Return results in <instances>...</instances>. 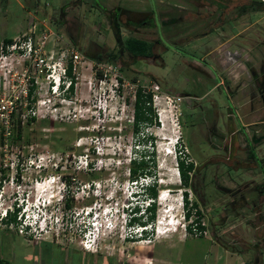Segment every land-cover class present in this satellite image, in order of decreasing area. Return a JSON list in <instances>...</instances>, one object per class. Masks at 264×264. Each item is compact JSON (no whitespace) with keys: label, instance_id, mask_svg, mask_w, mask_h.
<instances>
[{"label":"rangeland","instance_id":"374dc122","mask_svg":"<svg viewBox=\"0 0 264 264\" xmlns=\"http://www.w3.org/2000/svg\"><path fill=\"white\" fill-rule=\"evenodd\" d=\"M237 1L219 20L215 11L201 18L215 6L198 5L191 15L183 0H0V103L13 104L8 134L0 124V212L23 199L27 208L39 206L30 208L39 223L52 225L50 233L25 239L0 223L1 260L264 264V178L247 145L264 159V138L252 137L264 134V0ZM28 35L40 46L39 66L21 50ZM129 36L150 42L151 55L127 52ZM5 38L12 45L4 47ZM65 48L82 59L71 69L73 90L59 86L52 93L46 84L59 73ZM136 86L151 93L157 122L143 130L154 150L155 177L149 178L163 198H155V217L141 233L136 222L119 228L126 192L138 209L148 197L126 182L128 158L151 149L149 139L131 132ZM186 158L194 167L187 173L190 187L176 170L177 159ZM111 177L109 184L103 180ZM98 179V193L75 198ZM94 201L111 205L114 227L99 236L95 253H86L71 231L55 229L62 210ZM86 217L69 216L67 223Z\"/></svg>","mask_w":264,"mask_h":264},{"label":"built area","instance_id":"2783aa9c","mask_svg":"<svg viewBox=\"0 0 264 264\" xmlns=\"http://www.w3.org/2000/svg\"><path fill=\"white\" fill-rule=\"evenodd\" d=\"M10 45H12L10 43ZM23 48L21 49L23 52L27 54L28 58L32 57V67L33 66H39L41 63L44 61V58L40 57L38 54L40 52V46L35 45L34 43H31V36L28 35L26 40L22 42ZM7 45H4V47ZM4 48L2 45L0 46V53H2ZM60 63H59V73L51 79H48L46 85H50V91L52 93H55L57 88L64 87V90H68V84H69V78L65 74V66L66 64L70 63L71 64V69L75 68V66L81 62L82 56L81 54L76 51L73 48H65L60 51ZM47 70V69H46ZM72 74V73H71ZM65 78H67V82H65ZM28 89V88H27ZM25 95V94H24ZM26 95H27V90H26ZM32 95V94H31ZM29 95V96H31ZM28 96V95H27ZM38 102V100L36 101ZM9 105H6L4 102L0 103V124L1 127L4 130V133L8 134V128H9V119L13 110V104L12 101H8ZM56 109V108H55ZM55 116V113H54ZM29 117H32L29 115ZM131 157L128 158V162ZM193 160L186 158L185 163H192ZM84 166H88V163L86 161L83 162ZM4 166L6 165L3 164ZM11 167L14 166V168L17 167V163L15 164H10ZM57 165L54 164V167ZM40 167V166H38ZM45 165L43 164V166ZM126 173L128 174V168ZM113 177L111 178H105V180L108 184L113 182ZM12 180V179H11ZM142 180V182H141ZM102 180H94L91 182H88L85 184V187L81 189V193L75 196V198L79 197L80 199H85L88 197L89 193L96 194L99 191L100 183ZM131 187H136L137 184L142 188L141 191H145L144 188L147 186H151L152 182L150 181L149 176H141L138 177L137 179H130L128 177V180L126 181ZM143 183V184H142ZM41 186V183L35 181L33 184V187L36 189ZM128 186V185H127ZM126 186V187H127ZM127 191V188H126ZM112 197L111 192H109L105 198ZM125 202L122 203L121 206V224L119 226L120 230L123 232L126 226L129 224L133 223L131 221L132 216H139L146 214V209L147 207L150 206L152 199L147 197L146 200H144L143 204L140 205V209H138L136 206L132 204L131 198H133V193L131 190L127 191L125 196H124ZM158 197V193L157 196ZM26 202V201H25ZM24 200H20L19 203H13L15 207L13 208L12 206H7L2 209L0 212V223L7 229L13 230L15 233H17L20 236H23L25 239H28L29 237H34L35 234H38V232L42 231L46 233L51 232L52 225H47L46 221L43 220L41 223H39V217H38V212L35 210H31V206L35 208H39L38 205H29L28 208L26 204L24 203ZM19 205H23L19 211L16 207ZM101 204L94 201L90 204H82L80 206H76L75 210H70V208L67 209L68 212L65 210L61 211V216L59 217L57 221V228L55 229V233L59 232H66V231H71L72 232V237L71 239L74 240L75 245L83 252L86 253H95L98 249V244L97 241L99 239L100 235L105 234V232L108 231V229H111L114 227L112 225V219L111 218V205H105L102 208H99ZM134 208H137L135 211ZM72 209V208H71ZM15 213L14 220L9 219V214ZM79 213H84L87 217L84 222H78L75 224V226L71 227V223H67V221H71L69 216L74 217L79 215ZM70 214V215H68ZM157 222V220H155ZM188 227L190 228V231L195 232L196 231V223L194 222L192 225L191 222H189ZM52 224V222L50 223ZM136 226L134 227V230L138 233H141L146 229L145 225H140L138 222L135 223ZM71 227V229L69 228ZM185 226L183 227V230H185ZM157 228L155 227V230ZM154 230V229H153ZM37 236V235H36ZM35 236V237H36ZM125 237V234L121 235V238L123 239ZM38 238V237H37ZM42 239V238H41Z\"/></svg>","mask_w":264,"mask_h":264},{"label":"trees","instance_id":"16d2710c","mask_svg":"<svg viewBox=\"0 0 264 264\" xmlns=\"http://www.w3.org/2000/svg\"><path fill=\"white\" fill-rule=\"evenodd\" d=\"M141 23V22H140ZM4 45H8L11 43L10 38H5L3 40ZM124 49L129 52L130 54L137 56H150L151 55V43L147 42L143 39L136 38L133 36H129L123 41ZM65 74L69 78L68 84V92L73 90V75L71 74V64L68 63L65 66ZM119 79V78H118ZM120 80V79H119ZM33 92V87L30 86L27 89V95H31ZM133 110H132V134L135 138L139 140V138H144L143 140L149 139V145L151 146L150 150H144L140 152L137 156H132L129 160L130 166L128 167V177L130 179H137L141 176H152L155 177V159H154V150L153 144L151 140V136L147 134L146 131L143 130V126H149L152 123H156V114L152 107V99L150 92H143L140 86H136L133 94ZM262 163V159L259 160ZM261 170L264 173V165H261ZM176 170L179 176V180L181 184L185 187H190L188 183V172L194 170L192 163H184L181 159H177L176 162ZM155 181V180H154ZM153 181V182H154ZM155 183V182H154ZM154 183L151 186H147L144 188L146 191L145 196H148L152 199V202L149 207L146 209V214L144 216H132V222H138L140 225H145L148 222H152L155 217V204L154 200L158 199L156 190L154 189ZM183 203L186 204V192H183ZM159 196V192H158ZM193 205H195L193 203ZM136 211L137 208H134ZM189 210L186 209L183 216L188 217ZM9 219L14 220L15 213L9 214ZM197 221V218H195ZM189 229V227H188ZM6 264V261L4 262Z\"/></svg>","mask_w":264,"mask_h":264},{"label":"flooded vegetation","instance_id":"af4514ba","mask_svg":"<svg viewBox=\"0 0 264 264\" xmlns=\"http://www.w3.org/2000/svg\"><path fill=\"white\" fill-rule=\"evenodd\" d=\"M173 2H177L178 0H172ZM187 5H188V9H187V13L188 14H196V10L195 8L198 6V5H201V6H204V7H207V4L209 3L210 5L212 6H215L214 9L212 11H208L206 12L207 14L206 15H201V18L202 19H206L208 16H212L213 14V11H215L216 14L215 15V18H218L219 20L221 18H224L223 16V10H225L227 7L231 6L232 8L233 7H237L238 6V1L237 0H183ZM259 3L262 4V2L258 1ZM251 3H254V0H251ZM252 5V4H251ZM155 23L154 26L157 25L159 26V23L157 21V19L154 21ZM220 26V24H219ZM206 34V33H204ZM253 139L255 140L257 137H261V138H264V134L263 132L261 134H258L257 136H252ZM248 145V153H251V156H252V159H254L257 163V166L259 168V171L261 172V175L262 177L264 178V173L263 171L261 170V165H263L262 163H260L259 160H261L262 158H257L255 152H254V147L250 144V143H247ZM264 161V159H262ZM262 161V162H263ZM6 260H1L0 259V264H4ZM6 264H8V261H6Z\"/></svg>","mask_w":264,"mask_h":264},{"label":"crops","instance_id":"0c3cea01","mask_svg":"<svg viewBox=\"0 0 264 264\" xmlns=\"http://www.w3.org/2000/svg\"><path fill=\"white\" fill-rule=\"evenodd\" d=\"M260 90H261V89H259V90L257 91L259 95L261 94V91H260ZM263 95H264V94H263ZM259 100H260V99H259ZM211 133H212V132H211ZM203 161L206 162V161H208V160L205 159V160H203ZM171 234H173V233H170V235H171ZM161 238H162V237H161ZM48 245H51V244L48 243V242H44V243H43V246H45V247L48 246Z\"/></svg>","mask_w":264,"mask_h":264},{"label":"bare ground","instance_id":"6f19581e","mask_svg":"<svg viewBox=\"0 0 264 264\" xmlns=\"http://www.w3.org/2000/svg\"><path fill=\"white\" fill-rule=\"evenodd\" d=\"M47 185H49V183H47ZM36 188H37V187H36ZM160 195H161V194H160ZM159 198H160V197H159ZM159 198H158V199H159ZM159 201H163V198L161 197V198L159 199ZM157 222H158V221H157ZM158 233H159V234H162V235L165 234V232H162V231H161V232H158Z\"/></svg>","mask_w":264,"mask_h":264}]
</instances>
